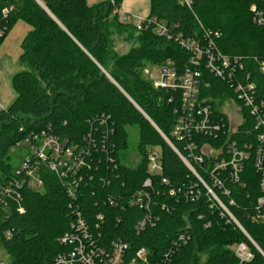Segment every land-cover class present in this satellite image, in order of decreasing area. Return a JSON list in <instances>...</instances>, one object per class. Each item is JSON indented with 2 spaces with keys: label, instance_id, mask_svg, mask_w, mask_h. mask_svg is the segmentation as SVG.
<instances>
[{
  "label": "trees",
  "instance_id": "trees-1",
  "mask_svg": "<svg viewBox=\"0 0 264 264\" xmlns=\"http://www.w3.org/2000/svg\"><path fill=\"white\" fill-rule=\"evenodd\" d=\"M122 1L90 5L88 0H0V27L7 30L0 44L19 21L31 27L21 41L19 57L26 69L12 78L17 96L0 110V185L15 167L11 149L30 133L48 130L66 138L73 147H80L91 134L97 147L89 159L91 168L83 173L80 203L91 221L97 213L105 214L102 231L108 240L121 237L130 243L132 252L145 247L156 259L187 232L190 239L175 247L171 264H240L233 249L240 242L247 243L254 254L251 261L242 264H264V222L252 223L248 216L260 195L259 175L251 160L245 161L237 181L231 179L230 169L216 171L223 182L216 190L261 250L218 206H212L200 184L198 198H185L184 193L198 180L176 151L187 154V140L172 136L178 117L175 110L181 102L179 92L155 87L141 71L146 63L164 65L170 60L182 74L190 66V53L177 36L193 37L202 45L212 38L223 53L244 57V68L238 70L236 78L244 83L246 73L252 72L257 82L256 99L264 101V74L259 71V60L264 59V29L255 24L251 12L252 5L263 0H193L191 7L181 0H152L148 19L164 21L171 38L155 34L153 25L138 31L133 23H122L116 13ZM113 24L120 32L137 34L138 45L126 54H115L110 65ZM224 91L234 95L223 78L202 67L201 98L218 99ZM213 112L220 114L216 103ZM247 115V121L229 137L239 147L255 141V119ZM102 117L112 129L107 137ZM131 126L138 129L140 160L135 166L122 159L129 148ZM193 139L198 145L206 141L219 148L225 146L228 136L196 135ZM104 143L107 148L102 150ZM150 146L161 149L163 171L154 177L155 185L160 186V179L165 178L169 187L181 192L175 197L155 196L152 212L158 220L137 234L135 223L145 212L136 207H111L102 199L108 194L129 196L142 187L149 177ZM221 157L212 161L206 156L201 165L196 164L199 174L211 182L209 172ZM44 180L43 192L23 190L24 212L13 210L1 224L0 232L6 228L13 231L11 239L2 240L9 264H51L65 250L57 239L70 229L74 218L71 199L54 173L45 172ZM160 187L162 192L166 190ZM164 202L169 210L162 208ZM117 217H121L118 224Z\"/></svg>",
  "mask_w": 264,
  "mask_h": 264
},
{
  "label": "built area",
  "instance_id": "built-area-1",
  "mask_svg": "<svg viewBox=\"0 0 264 264\" xmlns=\"http://www.w3.org/2000/svg\"><path fill=\"white\" fill-rule=\"evenodd\" d=\"M191 7L193 0H181ZM252 17L255 24L264 29V0L253 4L251 7ZM120 19L126 23H133L137 30L147 29L153 25L152 30L157 35L172 37L164 21L156 19L149 20L148 17L135 22L133 17L116 11ZM146 21V23H144ZM6 27H0V39L6 35ZM220 37L219 33H216ZM179 44L190 53V66L184 73L178 74L173 61H167L161 68L160 78L154 81L157 88H164L179 92L180 107L175 110L178 115L177 122L172 130V136L177 139H184L188 142L189 152L182 155L173 146L171 141L164 138L178 152L182 161L195 175L198 182L190 185V191H186L184 196L187 200H195L200 194V184L212 206H218L223 215L234 221L237 226L248 236L252 243L261 250L255 241L249 236L245 228L236 219L228 206L221 200L217 193L218 188L223 187L222 180L215 175L216 171L230 169L232 180H239V175L244 168L245 161L251 160L252 165L259 175L260 195L255 200L249 218L252 223L264 222V101H257V82L252 72H247L244 83L236 78L238 70L244 68V57L241 55L229 56L218 50L214 39L208 38L205 44H201L193 37L177 36ZM202 67L210 70L216 76L223 78L233 89L234 95L224 91L223 96L218 99L211 97L201 98L200 79ZM259 71L264 74V59L259 60ZM207 86H209L207 84ZM234 109L237 117L241 120H233L228 115L222 102ZM216 103L219 115L213 112V104ZM247 113L255 119L252 127L256 137L254 142H245L239 147L237 142L229 141V137L247 121ZM101 123L106 125L104 133L107 137L112 133V129L107 126L106 117L101 118ZM237 121V122H236ZM235 126V128H234ZM220 133L228 136L223 147L216 148L209 142L198 145L194 136L217 137ZM16 147L22 149L20 164L14 167L12 175L0 185V228L1 224L7 221L13 210L24 212L23 190L43 192L45 188L44 173H54L66 189L67 195L71 199V209L74 218L70 224V229L58 237L57 241L65 250L56 255L51 264H171L172 254L175 247L186 244L190 235L181 233L178 239L172 241L171 246L164 252L163 257L152 258L150 251L141 247L135 252L131 251V245L121 237L107 239L103 233L105 214L97 213L95 220H89L82 209L80 203L79 190L85 180L84 172L91 168L89 159L92 150L97 147V141L91 134L85 137V143L80 147H73L66 138H61L48 130L30 133L24 140L17 143ZM106 144H102L105 150ZM159 147L148 150V173L142 187L129 196L108 194L102 200L104 204L111 207H136L145 212L144 216L135 223L137 234L144 231L149 225L154 226L158 217L152 212L155 203V196L163 194L175 197L181 192L173 187H169V181L160 179V186L166 187L162 192L160 186L154 183V177L162 175L161 149ZM225 149V151H224ZM211 168L209 175L211 182L202 177L196 164L201 165L207 156L210 160H218ZM110 162L112 159L109 160ZM113 163V162H111ZM87 174V173H86ZM104 183L109 184L105 179ZM229 194V190L225 191ZM234 204V200H230ZM162 208L169 210L168 202L162 204ZM121 222V217H117L116 223ZM208 226V225H207ZM13 237L10 228L2 229L0 232V264H9V256L2 246V240H9ZM240 264L249 262L254 258L253 251L245 242L237 243L233 246Z\"/></svg>",
  "mask_w": 264,
  "mask_h": 264
},
{
  "label": "rangeland",
  "instance_id": "rangeland-1",
  "mask_svg": "<svg viewBox=\"0 0 264 264\" xmlns=\"http://www.w3.org/2000/svg\"><path fill=\"white\" fill-rule=\"evenodd\" d=\"M102 1L103 0H88V3L90 5H94ZM120 21L122 23L129 24L124 22L122 19H120ZM15 31L16 32H13L11 38H9V40L5 43V46H2L0 50V103L4 101L3 98L6 97L7 91H10L14 98L16 97V92L12 88V76L26 69V67L21 65L19 62V57L22 52L19 37L20 35L18 34L19 28ZM136 39L137 34L131 36L130 32L127 30L120 32L119 29L116 28V25L113 24L112 34L109 38L110 65L113 64L112 59L115 54L123 55L128 53L133 47H136L138 45ZM162 66V64L146 63L141 69L144 78L153 84L154 81L160 78ZM225 102H222V105H225V112L230 115L234 121L236 119L241 120V117L236 116L234 109L226 105ZM129 142V148L123 153L122 159L127 165L135 166L140 160V155L137 151L138 129L136 127H129ZM152 147L156 148L158 146H150L148 147V150ZM158 151H160V149H158ZM10 157L12 165L15 167L18 166L22 158V149L16 146L13 147L10 151ZM0 254H3V251H1Z\"/></svg>",
  "mask_w": 264,
  "mask_h": 264
},
{
  "label": "crops",
  "instance_id": "crops-1",
  "mask_svg": "<svg viewBox=\"0 0 264 264\" xmlns=\"http://www.w3.org/2000/svg\"><path fill=\"white\" fill-rule=\"evenodd\" d=\"M151 1L152 0H123L121 3V6H120V11L123 14L130 15L131 17H133V20L135 22H137L138 20L145 19L150 15ZM17 28H19L18 34L20 35L19 36L20 37V45H21V41H22L23 37L31 29V27L28 24H26L25 22L19 21L13 27V29L7 34L5 39L0 44V50H1L2 46H5V43L9 40V38H11V35L13 34V32H16L15 30H17ZM13 76H12V78H13ZM12 88H13V84H12ZM13 90H14V88H13ZM16 96H17V94H16ZM15 98L10 91H7L6 97L3 98L4 101L2 103H0V110L6 109L7 107H9L12 104V102L15 100Z\"/></svg>",
  "mask_w": 264,
  "mask_h": 264
}]
</instances>
